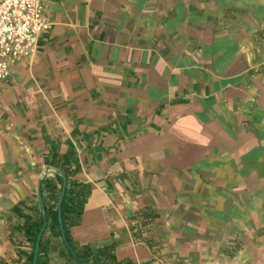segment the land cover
<instances>
[{
    "label": "crops",
    "instance_id": "0c3cea01",
    "mask_svg": "<svg viewBox=\"0 0 264 264\" xmlns=\"http://www.w3.org/2000/svg\"><path fill=\"white\" fill-rule=\"evenodd\" d=\"M45 5L37 55L0 81V264H33L41 198L38 264H76L56 170L81 250L111 247L115 264L260 260L258 240L240 260L224 251L264 227V0H221L206 18L184 0ZM236 8L249 20L227 17Z\"/></svg>",
    "mask_w": 264,
    "mask_h": 264
},
{
    "label": "built area",
    "instance_id": "2783aa9c",
    "mask_svg": "<svg viewBox=\"0 0 264 264\" xmlns=\"http://www.w3.org/2000/svg\"><path fill=\"white\" fill-rule=\"evenodd\" d=\"M52 26L45 0H0V81L11 76L14 65L37 55Z\"/></svg>",
    "mask_w": 264,
    "mask_h": 264
},
{
    "label": "rangeland",
    "instance_id": "374dc122",
    "mask_svg": "<svg viewBox=\"0 0 264 264\" xmlns=\"http://www.w3.org/2000/svg\"><path fill=\"white\" fill-rule=\"evenodd\" d=\"M221 1V0H219ZM218 0H184V3L186 5V14H193L192 10L193 7L192 5L195 4L196 5V9L197 6H200V14L205 15V18L207 15H210V12H208V10L211 9L212 3L215 2H219ZM196 12V11H195ZM196 14V13H194ZM220 15L218 17H221L223 15V13H219ZM227 17L228 16H232L234 17L233 20H238L239 22H245L248 19V13L246 11V9H241V8H236L233 11L227 12ZM261 235L260 236H253V237H246L244 234L240 235V234H234L232 235V237L230 236V238H228V246L225 249V258L227 259H231V260H240L241 258H244L245 255L244 251H245V246L246 243L249 240H253V241H260L264 247V227L261 228ZM240 258V259H239ZM250 264H264V253H262L260 260H257L253 263Z\"/></svg>",
    "mask_w": 264,
    "mask_h": 264
},
{
    "label": "trees",
    "instance_id": "16d2710c",
    "mask_svg": "<svg viewBox=\"0 0 264 264\" xmlns=\"http://www.w3.org/2000/svg\"><path fill=\"white\" fill-rule=\"evenodd\" d=\"M65 176L68 180V174L67 173H65ZM59 178H60V180L62 182V186H63L64 178L63 177H59ZM61 191H62V187L60 189V193H61ZM69 203H70V199H69L68 187H67L66 194H65L64 200L62 202V215H63V220H64V225H65V230H66L68 242L71 245V247L76 251L80 260L86 264H115V255L113 254L111 247L102 248L97 253H93L92 249L89 247H86L83 250H81V249H79L73 245V243L69 237V230H68V224H67L68 213L70 211H72L69 207ZM45 208H46V215L44 214L42 216L43 217L42 218V224H41L40 228L38 229V233L36 235L35 241H37V237L39 235V232L42 230V228L44 226L45 216H47V220L49 221V215H48L47 207L45 206ZM56 217H57V222H58V226H59L58 212L57 211H56ZM137 217L138 218L142 217V218H145L147 220H151V219H153V213L149 210H144L142 212H139L137 214ZM146 223H149V221ZM59 230H60V227H59ZM60 234H61V231H60ZM134 234L136 237H138V234L136 232ZM42 246H43V243H41L40 252L42 250ZM34 251H35V247H34ZM69 254L72 257V254L70 251H69ZM33 259H34V254H33ZM72 259H73V257H72Z\"/></svg>",
    "mask_w": 264,
    "mask_h": 264
},
{
    "label": "water",
    "instance_id": "95a60500",
    "mask_svg": "<svg viewBox=\"0 0 264 264\" xmlns=\"http://www.w3.org/2000/svg\"><path fill=\"white\" fill-rule=\"evenodd\" d=\"M54 172L59 174V175H61L64 178V185H63L62 193H61V195L59 197L58 204H57L58 221H59V227H60L62 239H63L66 247L68 248V250L71 252L72 257H73L74 261L76 262V264H86V263H84V262H82L80 260V258L78 256V254L76 253V251L69 244L68 239H67L66 230H65V225H64L63 215H62V202L64 200V197H65V194H66V190H67V184H68L67 178L64 175V173H62L60 171L56 170ZM41 205H42V211L46 215V208H45V205H44V202H43L42 198H41ZM47 226H48V220H47V216H45L44 226H43L42 230L40 231V233L38 235V238H37L33 264H38L41 243H42V239H43L44 233H45V231L47 229Z\"/></svg>",
    "mask_w": 264,
    "mask_h": 264
}]
</instances>
